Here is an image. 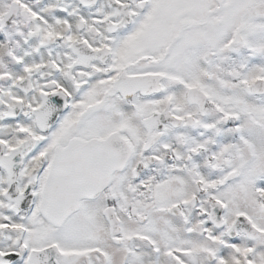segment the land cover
I'll return each mask as SVG.
<instances>
[{
    "label": "snow or ice",
    "instance_id": "obj_1",
    "mask_svg": "<svg viewBox=\"0 0 264 264\" xmlns=\"http://www.w3.org/2000/svg\"><path fill=\"white\" fill-rule=\"evenodd\" d=\"M0 264H264V0H0Z\"/></svg>",
    "mask_w": 264,
    "mask_h": 264
}]
</instances>
